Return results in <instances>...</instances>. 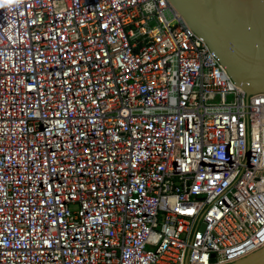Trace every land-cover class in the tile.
<instances>
[{"label": "built area", "instance_id": "built-area-1", "mask_svg": "<svg viewBox=\"0 0 264 264\" xmlns=\"http://www.w3.org/2000/svg\"><path fill=\"white\" fill-rule=\"evenodd\" d=\"M263 244L264 92L169 0H0V264H226Z\"/></svg>", "mask_w": 264, "mask_h": 264}, {"label": "water", "instance_id": "water-1", "mask_svg": "<svg viewBox=\"0 0 264 264\" xmlns=\"http://www.w3.org/2000/svg\"><path fill=\"white\" fill-rule=\"evenodd\" d=\"M246 94L264 92V0H169ZM226 264H264V244Z\"/></svg>", "mask_w": 264, "mask_h": 264}, {"label": "rangeland", "instance_id": "rangeland-1", "mask_svg": "<svg viewBox=\"0 0 264 264\" xmlns=\"http://www.w3.org/2000/svg\"><path fill=\"white\" fill-rule=\"evenodd\" d=\"M165 15L168 17V13L167 12H165Z\"/></svg>", "mask_w": 264, "mask_h": 264}]
</instances>
